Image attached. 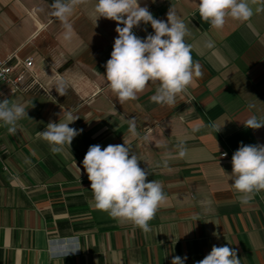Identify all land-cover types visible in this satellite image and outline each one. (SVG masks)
<instances>
[{"label":"crops","instance_id":"0c3cea01","mask_svg":"<svg viewBox=\"0 0 264 264\" xmlns=\"http://www.w3.org/2000/svg\"><path fill=\"white\" fill-rule=\"evenodd\" d=\"M52 2L0 0V59L15 65L31 57L36 74L26 73L14 95L0 83V101L28 113L15 134L0 122V264H171L174 256L196 264L213 245L235 249L241 264H264V191L241 204L231 176L241 143L264 145V127L242 123L264 117V11H255L264 0H249L251 19L228 18L222 30L202 20L199 0H138L160 20L175 11L203 72L171 106L150 99L158 82L120 104L104 76L117 23L98 18L97 0H87L74 9V34L65 41ZM133 32L141 39L154 34L143 22ZM58 78L68 81L65 96L55 90ZM65 111L79 117L69 127L83 131L53 154L37 132L63 122ZM124 141L149 172L147 181L161 182L167 196L148 233L96 209L83 168L91 145Z\"/></svg>","mask_w":264,"mask_h":264},{"label":"clouds","instance_id":"9594fccd","mask_svg":"<svg viewBox=\"0 0 264 264\" xmlns=\"http://www.w3.org/2000/svg\"><path fill=\"white\" fill-rule=\"evenodd\" d=\"M86 2L53 0L51 3V15L61 22L65 41H71L74 34L70 23L74 9ZM94 10L99 14L98 18L117 23L115 31L118 36L114 39L104 76L120 104L137 99L150 82H158L159 86L150 99L171 106L175 104L177 95L192 84L194 77H202L201 66L193 61L191 55L192 46L185 42L188 28L172 8L167 13V21L154 18L146 6H140L138 0H97ZM255 11L264 9L257 8ZM198 12L214 30H222L228 18L247 22L254 15L249 0H199ZM142 22L150 24L154 30V34H148L143 39L133 32L134 27ZM207 46L212 45L209 43ZM67 87L65 79L56 80L55 90L60 96L66 95ZM25 116L28 117V113L23 105L10 104L8 98L0 101V122L10 134L17 132V122ZM77 119L79 117L71 111H65L63 122L61 118L59 123L49 122L44 131L37 132V137L49 144L53 154L62 153L65 145L70 147L73 139L83 131L69 127ZM242 123L246 128L257 130L264 127V117L251 115ZM211 127L216 132L222 128L214 124ZM129 131L136 134L134 119L129 121ZM178 149L179 157H185L187 151L183 141L178 144ZM223 155L227 156V153ZM139 161L124 141L122 145L109 144L103 149L99 144L91 145L82 163L91 182L96 209L108 213L120 223H132L148 233L151 231L149 222L166 202L167 196L161 182L147 181L149 172L139 166ZM231 163L232 186L239 194V202L248 204L256 193L264 191V145L241 143L233 153ZM186 260L187 256H174L171 264H185ZM196 264H241V260L235 249L227 245H213L210 253Z\"/></svg>","mask_w":264,"mask_h":264},{"label":"built area","instance_id":"2783aa9c","mask_svg":"<svg viewBox=\"0 0 264 264\" xmlns=\"http://www.w3.org/2000/svg\"><path fill=\"white\" fill-rule=\"evenodd\" d=\"M8 60L9 59H0V83L6 85L9 89V93L14 95L20 90L19 87L20 80L26 73L30 72L33 77L36 76L35 72L33 71L34 62L33 59L29 57L23 60H18L15 65H10L8 64ZM0 136H1V124H0ZM222 157H226V156H224L222 153ZM0 166H1V162H0ZM3 168L7 169L4 166Z\"/></svg>","mask_w":264,"mask_h":264}]
</instances>
